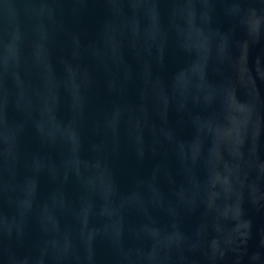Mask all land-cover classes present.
<instances>
[{"label":"water","instance_id":"1","mask_svg":"<svg viewBox=\"0 0 264 264\" xmlns=\"http://www.w3.org/2000/svg\"><path fill=\"white\" fill-rule=\"evenodd\" d=\"M0 264H264V0H0Z\"/></svg>","mask_w":264,"mask_h":264}]
</instances>
